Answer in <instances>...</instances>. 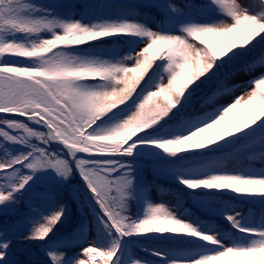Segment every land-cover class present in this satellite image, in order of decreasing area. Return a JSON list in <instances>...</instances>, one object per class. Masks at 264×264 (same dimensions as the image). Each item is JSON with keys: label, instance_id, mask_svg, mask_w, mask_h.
<instances>
[{"label": "snow or ice", "instance_id": "1", "mask_svg": "<svg viewBox=\"0 0 264 264\" xmlns=\"http://www.w3.org/2000/svg\"><path fill=\"white\" fill-rule=\"evenodd\" d=\"M262 86L264 0H0V264H264Z\"/></svg>", "mask_w": 264, "mask_h": 264}, {"label": "trees", "instance_id": "2", "mask_svg": "<svg viewBox=\"0 0 264 264\" xmlns=\"http://www.w3.org/2000/svg\"><path fill=\"white\" fill-rule=\"evenodd\" d=\"M172 2L176 3L177 5H180L183 3V0H172ZM151 15L153 16H157V13L156 11L153 9L151 10ZM258 73H254V75H256ZM249 77L248 76H245L243 74L241 75H238L236 77H234L231 81H229V83H238V82H241V81H245V80H248ZM262 88H264V86H262ZM241 93L240 92H237L236 95H240ZM221 103H230L232 102V97H226L224 99H222L221 101H219ZM257 167H259V163L257 162ZM145 176L147 178V180L151 181L153 180V175H152V172L150 169H146L145 171ZM157 183H159L160 185H162V187L164 189H167V190H174L175 188V185H170L167 183V181H164V180H159L157 181ZM151 195H152V198L154 201L156 202H160L161 199H164V200H167V201H172L173 200V196L169 194V192H164V193H161L159 191H157L155 188L152 189V192H151ZM63 196H64V199L68 202L69 204V212H70V216H71V220L74 221L76 219V217L79 215V210L78 208L76 207L75 205V202L72 200L71 198V192L70 190H65L63 192ZM186 207H190L191 208V204L188 203L186 204ZM245 208V211L248 210V206H244ZM255 211V209H253ZM133 211H135V209L133 208ZM192 211L200 216L202 219L206 218L205 214L201 211H199L198 209H195V208H192ZM217 223H223L222 221L220 220H216ZM138 255H144V253H141V252H138Z\"/></svg>", "mask_w": 264, "mask_h": 264}]
</instances>
